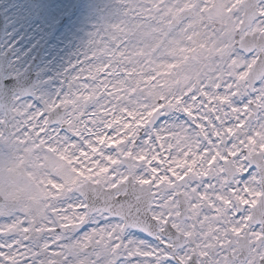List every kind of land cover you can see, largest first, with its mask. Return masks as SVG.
<instances>
[{
  "label": "snow or ice",
  "instance_id": "1",
  "mask_svg": "<svg viewBox=\"0 0 264 264\" xmlns=\"http://www.w3.org/2000/svg\"><path fill=\"white\" fill-rule=\"evenodd\" d=\"M98 12L0 92V264H264V0Z\"/></svg>",
  "mask_w": 264,
  "mask_h": 264
},
{
  "label": "rangeland",
  "instance_id": "2",
  "mask_svg": "<svg viewBox=\"0 0 264 264\" xmlns=\"http://www.w3.org/2000/svg\"><path fill=\"white\" fill-rule=\"evenodd\" d=\"M0 10L7 20L6 49L15 54L16 76L35 56L37 47L46 49L38 70L40 92H51L59 85L56 78L88 39L99 20L104 0H3ZM55 35L52 37L53 32Z\"/></svg>",
  "mask_w": 264,
  "mask_h": 264
},
{
  "label": "water",
  "instance_id": "3",
  "mask_svg": "<svg viewBox=\"0 0 264 264\" xmlns=\"http://www.w3.org/2000/svg\"><path fill=\"white\" fill-rule=\"evenodd\" d=\"M4 17V14L0 11V92L5 94L6 100H10L12 96L18 94L19 91L23 89H37V79H39L42 73L35 72L37 68L43 64L42 58L45 46L40 47L37 55L33 58V61L28 65L23 73L17 77H8L17 61L11 62L13 58L11 52H8L5 55L2 54L3 49L6 47V44L2 45V43L6 39V32L8 30L7 21ZM55 33L56 31H54L53 36Z\"/></svg>",
  "mask_w": 264,
  "mask_h": 264
},
{
  "label": "flooded vegetation",
  "instance_id": "4",
  "mask_svg": "<svg viewBox=\"0 0 264 264\" xmlns=\"http://www.w3.org/2000/svg\"><path fill=\"white\" fill-rule=\"evenodd\" d=\"M2 1H3V0H0V4H1V5H3V4H2V3H3Z\"/></svg>",
  "mask_w": 264,
  "mask_h": 264
}]
</instances>
